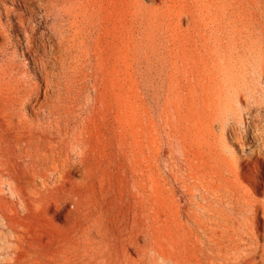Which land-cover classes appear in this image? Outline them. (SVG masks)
<instances>
[{
    "label": "bare ground",
    "instance_id": "1",
    "mask_svg": "<svg viewBox=\"0 0 264 264\" xmlns=\"http://www.w3.org/2000/svg\"><path fill=\"white\" fill-rule=\"evenodd\" d=\"M10 1L0 0V81L9 89L0 96L1 264H198L177 239L185 233L141 216L146 206L135 211L120 160L98 157L105 133L117 141L120 128L118 110L103 104L107 50L85 30L97 24L98 4L41 0L54 17L42 29L29 26L32 0L5 8ZM174 1L159 0L149 16L161 20ZM178 12L189 26L184 73L208 80L197 94L219 142L237 154L226 181L186 193L185 217L213 252L211 264H264V197L256 196H264V0H182ZM145 14L140 23L151 26ZM22 45L36 83L24 79Z\"/></svg>",
    "mask_w": 264,
    "mask_h": 264
},
{
    "label": "rangeland",
    "instance_id": "2",
    "mask_svg": "<svg viewBox=\"0 0 264 264\" xmlns=\"http://www.w3.org/2000/svg\"><path fill=\"white\" fill-rule=\"evenodd\" d=\"M37 1L32 0L37 7L28 13L29 26L39 23L42 29L48 28L54 17L47 16L39 7L41 0ZM94 1L101 16L95 26L85 30L90 31L92 41L100 38L98 52L107 50L99 72L105 93L103 104L109 109H117L120 117L117 141L105 133L96 149L98 157L107 162L120 160L128 183L135 186L137 213L146 206L148 211H141V216L147 214L156 226L164 225L172 233L176 232L174 229L185 233L183 236L176 232L181 236L177 239L187 245L185 247L198 259V264L216 263L205 240L185 217L186 193L226 181L237 154L219 142V131L211 129L208 108L201 92L197 94L208 80L200 81L196 71L197 76L190 78L184 73L183 43L189 26L180 20L178 10L182 0H175V10L165 13L161 20L149 16L161 6L159 0H83L86 4H94ZM21 5V0H12L5 8ZM3 9L0 7L1 12ZM141 10L151 17V26L147 21L140 23ZM11 22L17 29L15 33L21 36L23 26L15 16ZM100 22L102 27L98 26ZM15 33L11 32L13 36ZM115 40L118 42L116 47L112 46ZM24 50L22 45L17 57L22 64H27L24 79L27 83H36L38 76L29 64L30 57L20 55ZM8 94V87L0 81V96ZM257 179L264 183V179ZM75 180L81 178L75 176ZM55 223L65 225L64 220ZM173 238L176 237L168 239ZM131 257L135 259V255L131 254Z\"/></svg>",
    "mask_w": 264,
    "mask_h": 264
}]
</instances>
